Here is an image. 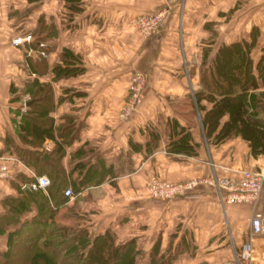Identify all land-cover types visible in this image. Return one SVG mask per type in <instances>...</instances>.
I'll return each instance as SVG.
<instances>
[{"label": "crops", "instance_id": "1", "mask_svg": "<svg viewBox=\"0 0 264 264\" xmlns=\"http://www.w3.org/2000/svg\"><path fill=\"white\" fill-rule=\"evenodd\" d=\"M239 1L0 0V215L7 211L4 197L19 195L26 178L48 176L18 152L36 147L23 116L32 101L27 86L38 78L53 87L49 114L58 139H67L61 157L67 186L80 187L58 207L57 220L87 224L90 232L110 228L121 241L135 238L141 249L136 264L147 263L158 239L159 253L169 244L172 249L178 242L183 246L185 240L187 247L172 264L232 260L249 237L253 213L260 212L264 219V183L256 202H228L207 179L239 178L245 168L264 166V153L252 155L239 134L219 143L205 137L191 93L200 86L204 45H210L212 57L221 42L249 38L256 26L254 57L261 54L264 0H246L251 5L247 16L255 18L243 23L235 19L246 16L243 10L230 11ZM166 5V18L154 36H140L128 22L133 13ZM236 26H243L244 33L238 35ZM28 33L30 40L12 43L16 35ZM38 40L46 42V56H39ZM43 57L45 65L35 68ZM59 62L73 71L54 69ZM135 69L147 73L143 96L134 114L123 120L118 111ZM189 69H194L192 75ZM257 110L264 118V109ZM61 126L63 135L58 133ZM181 126L196 143L194 153L169 150ZM54 144L52 137L42 141L49 155H43L45 159L51 158ZM152 178L199 181L183 193L161 198L149 191ZM42 191L48 193V186ZM37 209L33 202L22 220ZM13 227L7 224L0 231V251L7 247ZM251 243V264H264V231L253 234Z\"/></svg>", "mask_w": 264, "mask_h": 264}, {"label": "trees", "instance_id": "2", "mask_svg": "<svg viewBox=\"0 0 264 264\" xmlns=\"http://www.w3.org/2000/svg\"><path fill=\"white\" fill-rule=\"evenodd\" d=\"M258 34V27L253 26L249 38L221 42L212 57V48L204 45L199 65L200 86L191 93L205 137L219 143L239 134L248 141L254 156L264 153V118L258 116L256 109L264 99V47L259 57H254ZM62 56L64 59L66 54ZM45 61V57L35 61V68L45 65ZM54 69L64 74L73 71L70 65L61 62L56 63ZM189 71L192 75L194 69ZM27 90L31 92L32 101L23 117L25 123L30 124L33 134L30 141L36 147H22L18 152L38 173H47L50 183L48 193L20 185L19 195L4 197L7 211L0 215V231L5 230L7 224L14 227L8 231L7 247L0 251V264H136L141 249L135 238L121 241L110 228L90 232L87 224H67L56 219L58 207L68 199L64 193L68 177L61 162L67 139H58L49 114L54 106L52 85L35 78ZM179 130L181 135L172 139L169 150L194 153L196 143L191 142L190 131L182 126ZM58 133L65 134L64 126L58 128ZM45 137L55 138L49 150L50 159L44 158L45 151L41 148ZM26 180L31 182L30 178ZM78 190L80 187L76 185L73 191ZM33 202L37 212L22 220L21 215L31 209ZM180 244L178 242L175 249L169 244L159 253L160 241L156 240L146 264H172L177 254L187 247L185 240L183 246Z\"/></svg>", "mask_w": 264, "mask_h": 264}, {"label": "built area", "instance_id": "3", "mask_svg": "<svg viewBox=\"0 0 264 264\" xmlns=\"http://www.w3.org/2000/svg\"><path fill=\"white\" fill-rule=\"evenodd\" d=\"M165 9L152 10L142 13L134 19L140 30L149 33L157 27L165 16ZM31 34L16 35L12 39L14 45H20L25 40H30ZM39 56H46V42L38 40ZM146 83V75L141 70L133 71L130 81L127 96L121 105L118 116L123 119H129L139 104L143 96V89ZM262 154V153H261ZM212 183L221 194L225 201H251L256 202L261 195L264 183V166L245 168L242 170V175L239 178L216 175L207 179ZM199 180L192 178L185 181H171L159 178H152L149 182V191L153 196L161 198H171L175 195L185 192L191 186L197 184ZM50 183V178L41 174L38 175L33 181L27 183L25 186L34 190L45 189ZM65 195L71 197L74 195L73 188L67 186L64 190ZM250 232L247 240L243 242L240 249H237L235 256L232 260L222 261L214 264H251L252 262V243L251 237L253 234L264 231V221L262 214L255 211L250 218Z\"/></svg>", "mask_w": 264, "mask_h": 264}, {"label": "rangeland", "instance_id": "4", "mask_svg": "<svg viewBox=\"0 0 264 264\" xmlns=\"http://www.w3.org/2000/svg\"><path fill=\"white\" fill-rule=\"evenodd\" d=\"M256 3L255 4H257V1H255ZM168 5H166V6H162V7H159V8H156V9H154V10H159V9H165V16H164V18L162 19V21H161V23L157 26V27H155L152 31H150L149 33H145V32H142L141 30H140V28L138 27V25L134 22V19L135 18H137V16L138 15H140V14H142V13H146V12H149V11H152V10H149V11H145V12H137V13H133V14H131V15H129V17H128V22H129V24L135 29V31L137 32V33H139V35L140 36H149V35H152V36H154V35H156L157 34V32L160 30V28H161V25H162V23H163V21H164V19L166 18V15H167V12H168V7H167ZM250 7H251V5H250V3H249V1H246V0H241V1H239V4H236L235 5V9H238V8H240V9H238L237 10V12L236 13H238L239 12V10L241 11V10H243L244 11V13H246V16H241L240 17V15H237V17L235 18L236 19V21L239 23V21H242V23L244 22V20L246 19V18H248L249 19V21H251V19H254V18H252L253 16L251 15L250 17L249 16H247V11H249L250 10ZM235 13V14H236ZM241 15H244L243 14V12H242V14ZM238 25V24H237ZM240 26V25H239ZM239 26H236L237 28L239 27ZM236 28V31H237V34L239 35L240 33H244V27L242 26V29L241 28H238L237 29ZM135 70H137V69H135ZM134 70V71H135ZM138 70H141L142 72H144V74L146 75V77H147V73L144 71V70H142V69H138ZM261 104L262 105H257V108L256 109H258V107L262 110V109H264V99L262 100V102H261ZM26 107V106H25ZM264 111V110H263ZM69 197V196H68ZM262 218H263V216H262ZM263 221H264V219H263Z\"/></svg>", "mask_w": 264, "mask_h": 264}, {"label": "water", "instance_id": "5", "mask_svg": "<svg viewBox=\"0 0 264 264\" xmlns=\"http://www.w3.org/2000/svg\"><path fill=\"white\" fill-rule=\"evenodd\" d=\"M29 103H30V101H27V104H29ZM44 156H45V157H48L49 155H48V153H45ZM26 188H29V187L26 186Z\"/></svg>", "mask_w": 264, "mask_h": 264}]
</instances>
